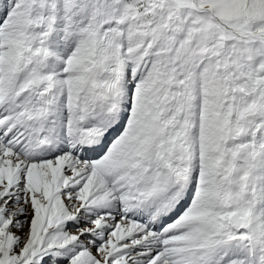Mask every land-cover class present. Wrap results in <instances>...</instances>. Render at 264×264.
I'll return each instance as SVG.
<instances>
[{"label":"snow or ice","instance_id":"obj_1","mask_svg":"<svg viewBox=\"0 0 264 264\" xmlns=\"http://www.w3.org/2000/svg\"><path fill=\"white\" fill-rule=\"evenodd\" d=\"M0 264H264V0H0Z\"/></svg>","mask_w":264,"mask_h":264}]
</instances>
